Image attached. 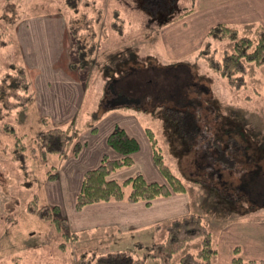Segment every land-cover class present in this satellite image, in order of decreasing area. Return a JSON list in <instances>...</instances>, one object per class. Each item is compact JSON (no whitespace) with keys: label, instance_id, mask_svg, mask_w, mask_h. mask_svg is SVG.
Returning <instances> with one entry per match:
<instances>
[{"label":"rangeland","instance_id":"374dc122","mask_svg":"<svg viewBox=\"0 0 264 264\" xmlns=\"http://www.w3.org/2000/svg\"><path fill=\"white\" fill-rule=\"evenodd\" d=\"M88 1L91 5L82 2L80 11L94 13L92 26L95 33L92 41L87 39L86 42L77 33L80 29H74L86 17L80 13L81 21H74L69 26L66 0H0V82L8 73L14 72V66L26 70L30 81L19 39L26 22H30L28 18L35 16H51L49 18L58 20L61 28L65 29L63 68L78 71L86 90L85 103L76 117L78 125L84 123L88 116L91 125L100 120L95 114L100 106V97L109 92V81L101 72L102 66L119 70L116 63L122 57L120 61L128 64L127 67L130 63L137 68L142 67L138 74L123 79L119 87L127 94H153L161 98L154 109L155 119L151 117L149 128L164 162L186 187L185 192L175 194H186L191 212L177 219L190 215L204 219L217 250L213 264H264V77L261 68L248 65L247 86L235 88L227 78L209 66L208 56L220 59L226 52L232 51V42L228 39H211L209 33L213 27L227 24H213L206 17L197 15L200 7L201 10L206 7L203 2L200 4V0H171L173 7H176L174 11L166 9V6L158 9V4L152 3L154 0H146L147 3L142 0ZM223 11L219 10L216 14L220 15ZM72 17L77 18L75 14ZM257 26L262 25L230 27L240 35L254 36ZM85 43L87 46L92 43L96 45L88 64L83 63L80 56L81 46ZM207 45L210 46L209 51H206ZM74 64L76 66L73 68ZM116 69L114 71L118 72ZM30 85L33 100L26 107L3 110L5 104L1 101L15 94H0V114L6 115L0 120V264H77L82 255L116 250L140 251L141 254L154 243L164 241L167 228L161 237L146 231L136 238L123 234L113 241L110 227L99 230L100 234L107 232L108 237L101 234L100 239L94 241L97 235L88 230L86 233L73 231L62 207L46 201L42 185L56 180L59 173L57 170V177L48 179L50 166L45 163L38 142L42 126L40 122L38 127L36 125L38 110L35 88L31 82ZM114 86L117 87L118 83ZM11 100L16 102L14 97ZM181 102L191 104L192 114L199 113V125L207 129V136L214 134L221 137L220 147H230L234 153L230 156L237 162L235 167L229 170L214 164L217 152L208 140L210 137L205 139L208 143H204L202 131L194 138L189 134L190 128L182 129L176 124L173 114L168 116L166 108L169 106L172 110L176 107L173 112L183 110L177 108V105H182ZM156 103L147 102L143 107L151 109ZM131 105L135 106L136 102L133 101ZM141 116L144 117L143 114ZM225 124L236 130L227 134L222 130ZM4 125L12 126L15 130L9 132ZM16 136H25L24 154L30 174L28 180L33 181L30 187L25 186L27 178L14 159ZM73 138L78 142L75 130ZM148 141L152 151L149 138ZM197 145L202 149L199 153H195L200 147ZM194 159L198 163L195 164ZM254 160L259 164L252 163ZM49 161L52 165L54 157L51 156ZM30 204H37L33 207L36 212L42 206H57L59 212L55 216L67 219V227L63 231L77 234L78 239L61 246V232L43 221L38 213L31 212ZM200 248L201 238L189 241L174 254L171 264H182V258L187 253H197ZM148 264L163 263L152 259Z\"/></svg>","mask_w":264,"mask_h":264},{"label":"crops","instance_id":"0c3cea01","mask_svg":"<svg viewBox=\"0 0 264 264\" xmlns=\"http://www.w3.org/2000/svg\"><path fill=\"white\" fill-rule=\"evenodd\" d=\"M201 2L206 7L204 10H201L200 7L196 14L206 17V20L213 24L225 23L230 26L261 24L264 26V0H227V2L226 0H200V4ZM216 10L224 11L217 15ZM49 17L28 18L30 22H26L24 26L26 28L19 39L26 57H24L26 59L24 66L27 68L30 82L35 88V105L38 110L36 125L37 127L40 125V116H47L54 126H66L75 120L76 138L84 145L77 156L73 155L71 150L67 156L61 159L53 156V163L57 164L58 162L59 164V174L56 180L44 182L42 185L46 201L62 207L69 218V224L73 231L86 233L88 230L91 234L97 235L94 241H98L101 234L108 237L107 232L101 234L99 232L100 229L107 227L113 231L111 235L113 241H116L117 236L123 234L136 238L137 235L146 231L154 232V235H158V237L164 236L171 221L191 212L189 200L184 193L158 198L149 205L144 202L110 201L89 205L81 212H76L75 197L81 188L85 171L97 167L104 155L111 158L119 157V154L110 147L107 141L109 134L117 127L123 128L129 135L135 137L140 144V150L134 154V164L114 174L113 178L121 181L133 176L136 172H141L149 182L164 183L165 179L155 166L151 147L145 134V127H151V117L153 116L152 118L155 119L154 109L158 107L157 104L161 98L153 94H127L126 90L122 91L123 88L119 87L122 80L131 74H138L143 68H137L134 63H130V66L127 67L128 64L120 61L122 57L119 55L120 58L117 59L119 62L116 63L119 70L115 67L108 68V65L102 66L101 72L109 81V86H107L109 92L100 97L99 109H94L97 110L95 114L99 116L100 120L95 125H91L88 116V118L85 117L84 123L76 124V117L85 103L86 90L78 71L63 68L62 47L63 30L65 29L61 28L58 20ZM17 36L19 38V35ZM75 66L74 64L73 68ZM115 69L118 72H115ZM261 72L264 77V66L261 67ZM117 76V80L114 81L113 78ZM105 83L104 81V85ZM116 83H118L117 87L114 86ZM133 101L136 102L135 106L131 105ZM155 101L157 103L151 109L143 107L144 103L150 102L154 105ZM124 109L131 111L124 112L122 111ZM94 121L96 122V120ZM225 125L222 127L224 132L236 130L235 128L230 129L228 124ZM38 130L39 128H37V132L40 131ZM202 135V139L208 137H210L209 141L215 139L214 134L207 136L204 129ZM204 143L208 142L204 141ZM190 146L196 147L195 145ZM201 150L200 146L195 153H199ZM194 162L198 163L197 159H194ZM137 243L140 242L137 241Z\"/></svg>","mask_w":264,"mask_h":264},{"label":"trees","instance_id":"16d2710c","mask_svg":"<svg viewBox=\"0 0 264 264\" xmlns=\"http://www.w3.org/2000/svg\"><path fill=\"white\" fill-rule=\"evenodd\" d=\"M82 2L88 6L91 5V2L88 0H66L68 14L70 16L68 25L71 26V24H74V21H77L76 23L81 21L80 13L82 16H85V21L81 25L75 26L74 29H80L79 32H75L79 34V37H82V40H86L87 42V39L92 41L91 38L93 39V34L95 33V28L92 26L94 20L92 14L94 13L81 12L80 6ZM72 14H75L77 18H73ZM209 36L213 40L228 39L232 42V51L226 52L220 59L213 55L208 56L209 66L219 75L227 78L231 86L235 88L247 86L248 65H254L256 68L264 66V26H257L254 36H247L240 35L235 28L219 24L212 28ZM81 49V61L88 64L89 56L96 51V45L92 43L90 46H87L85 43L81 46ZM209 50L210 46L207 45L206 51ZM12 70L14 72L8 73L0 82L2 88H0V94H15L13 97L16 102H12L11 99L13 97L10 95L8 99L1 101L5 104L3 110L10 107H26L33 100L31 85L26 70L18 68V66H14ZM180 104L182 105H177V108L183 110H177L176 112H173L176 107L171 110L168 106L166 108L168 116L173 114L176 119V124L182 129L190 128L189 134L193 135L194 138L199 132H203V129L206 132L207 129L199 125L201 119L199 113L192 114L190 109L191 104L189 102H181ZM3 115L0 114V120L6 116ZM39 120L42 129L38 134V142L41 146L44 161L50 166L48 179L51 180L57 177L58 165L54 163L50 165V157L55 156L61 159L67 156L70 150L73 152V155L77 156L81 152L84 144L75 142L73 138L75 120H72L66 126H54L51 124V120L44 116H41ZM4 128L9 132L15 130L14 127L9 125H4ZM146 130L151 142L154 162L165 178V183L149 182L141 172H137L135 175L123 181L111 178V175L118 170L132 166L134 164V154L140 150L138 140L129 135L123 128L117 127L109 134L107 141L110 147L119 154V157L110 158L108 155H104L97 167L85 171L81 188L75 200V208L77 211H81L89 205L110 201H126L128 203L144 202L149 205L158 198L185 192L186 187L184 182L164 162L155 138L153 137V132L150 128ZM226 133L231 134L232 132L227 131ZM24 137L16 136L17 148L13 154L25 179L27 178L25 186L30 187L33 181L31 179L28 180L29 171L24 154ZM221 139V137L215 136L214 141H210L212 147L216 149L215 152H217L213 163L219 166L221 165V168L226 167L231 170L237 162L235 158L230 156L234 153L231 152L229 146L220 147ZM203 141L207 142L205 139ZM252 163L259 164L257 160H254ZM36 205L34 204L32 206L30 204L31 212L38 213V216L43 221L52 224L61 232V236L63 237L61 246H65L67 242L78 239L77 234L63 231L67 227V219L55 216L59 212L57 206H42L36 212L35 208H33ZM197 238H201L200 250L197 253H187L182 258V264H213V258L217 250L213 246L212 234L204 219L195 215L173 220L167 226L166 239L162 242L154 243L141 254L140 251L118 250L107 253H93L80 256L77 264H148L149 260L152 259H158L163 264H171L174 254L182 250L189 241Z\"/></svg>","mask_w":264,"mask_h":264},{"label":"flooded vegetation","instance_id":"af4514ba","mask_svg":"<svg viewBox=\"0 0 264 264\" xmlns=\"http://www.w3.org/2000/svg\"><path fill=\"white\" fill-rule=\"evenodd\" d=\"M142 1L146 2V0H142ZM152 3H154V5L158 4V9L163 7V6H166V9H168L170 11H174L176 9V7H173V3L171 2V0H156V1L154 0Z\"/></svg>","mask_w":264,"mask_h":264}]
</instances>
